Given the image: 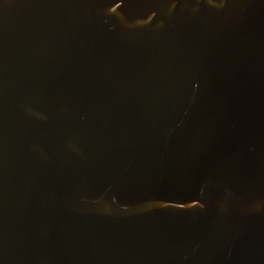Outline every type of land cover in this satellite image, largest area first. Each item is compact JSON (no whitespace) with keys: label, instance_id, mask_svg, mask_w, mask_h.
Wrapping results in <instances>:
<instances>
[{"label":"water","instance_id":"95a60500","mask_svg":"<svg viewBox=\"0 0 264 264\" xmlns=\"http://www.w3.org/2000/svg\"><path fill=\"white\" fill-rule=\"evenodd\" d=\"M0 264H264V0H0Z\"/></svg>","mask_w":264,"mask_h":264}]
</instances>
